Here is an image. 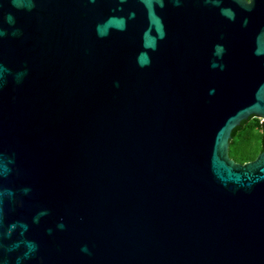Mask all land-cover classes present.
<instances>
[{"label":"water","instance_id":"1","mask_svg":"<svg viewBox=\"0 0 264 264\" xmlns=\"http://www.w3.org/2000/svg\"><path fill=\"white\" fill-rule=\"evenodd\" d=\"M252 115L264 0H0V264H264Z\"/></svg>","mask_w":264,"mask_h":264},{"label":"trees","instance_id":"2","mask_svg":"<svg viewBox=\"0 0 264 264\" xmlns=\"http://www.w3.org/2000/svg\"><path fill=\"white\" fill-rule=\"evenodd\" d=\"M263 120L252 115L229 140V155L235 161L252 160L263 150Z\"/></svg>","mask_w":264,"mask_h":264},{"label":"clouds","instance_id":"3","mask_svg":"<svg viewBox=\"0 0 264 264\" xmlns=\"http://www.w3.org/2000/svg\"><path fill=\"white\" fill-rule=\"evenodd\" d=\"M9 19H11V17H9Z\"/></svg>","mask_w":264,"mask_h":264}]
</instances>
